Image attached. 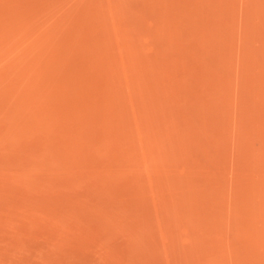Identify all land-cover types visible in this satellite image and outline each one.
Wrapping results in <instances>:
<instances>
[{"label": "rangeland", "instance_id": "rangeland-1", "mask_svg": "<svg viewBox=\"0 0 264 264\" xmlns=\"http://www.w3.org/2000/svg\"><path fill=\"white\" fill-rule=\"evenodd\" d=\"M0 264H264V0H0Z\"/></svg>", "mask_w": 264, "mask_h": 264}]
</instances>
